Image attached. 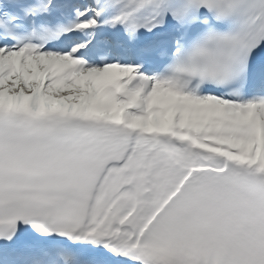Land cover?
Instances as JSON below:
<instances>
[{"label":"snow or ice","instance_id":"6c2138e0","mask_svg":"<svg viewBox=\"0 0 264 264\" xmlns=\"http://www.w3.org/2000/svg\"><path fill=\"white\" fill-rule=\"evenodd\" d=\"M0 264H264V0H0Z\"/></svg>","mask_w":264,"mask_h":264}]
</instances>
